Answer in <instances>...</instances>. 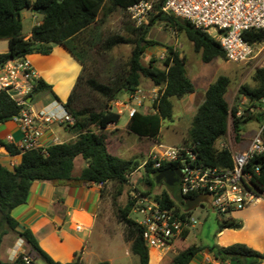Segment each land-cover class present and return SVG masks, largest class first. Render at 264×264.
<instances>
[{"label": "trees", "instance_id": "trees-1", "mask_svg": "<svg viewBox=\"0 0 264 264\" xmlns=\"http://www.w3.org/2000/svg\"><path fill=\"white\" fill-rule=\"evenodd\" d=\"M143 0H0V40H7L9 50L0 54V67L11 60L40 54L50 55L56 45L64 46L86 68L81 52L97 50L111 52L119 45H131V56L125 68L109 84L101 83L94 77H86L83 73L65 103L75 122L68 128L76 138L63 144L51 145L45 150L37 149L21 155V162L13 170L0 162V246L3 239L14 235L24 242L26 255L35 256L46 264H83L79 253L68 263L54 260L39 244L30 229L19 230V222L12 216L17 207L25 204L33 183L49 182L58 187H79L82 185H101L104 197L108 183L116 185V196L113 205L116 209L118 223L124 228V240L130 244V252L139 257L140 264H149V249L143 240L142 228L134 222L130 215L133 210L131 200L124 207L117 202L125 187L130 184L131 175L141 167L145 168L147 177L144 183L148 188L147 195L168 207L180 209L183 201H178L172 188L160 194H152L164 177L178 169V162H164L160 168H153L154 162L147 161L144 165L137 159L125 160L112 153L110 135L107 128L118 124L121 115L111 109L92 111L78 104L80 90L88 89L91 93L107 101H116L122 95H132L142 84L143 79L150 80L154 86L161 87L158 100L153 104V112L137 113L130 119L128 130L141 137L157 139L164 122L174 120L175 100L194 94L196 87L187 71L185 56L175 48H166L163 67L157 65L158 60L152 58L148 66L142 60L149 47L156 43L148 39L152 27L158 23L165 24L175 32H185L193 43L196 53L201 55L202 62L211 63L215 59L226 60L224 51L218 40L207 33L196 29L191 23L164 12L167 0H152L149 25L136 28L128 16L129 22L124 23V32L106 35L104 24L116 12L127 14L129 7ZM31 9L42 16L40 24L33 27L31 36L23 34L22 11ZM134 37V38H132ZM251 44L264 40V30L248 31L243 35ZM83 70V72H84ZM252 79L254 86L243 85L239 93L247 100V106L241 111L238 107L231 108L227 99L231 79L220 76L212 83L205 93L203 103L193 117L187 138L183 146L190 147L197 158L209 167L232 168V154L228 149L218 148L217 144L230 131L235 139L242 138L246 124L256 121L264 122V68L257 67ZM43 79L37 82L35 95L51 90ZM21 107L7 94H0V124H5L19 115ZM240 113V115H239ZM231 134V133H230ZM5 147L10 155H20L19 150L0 137V148ZM82 157L86 163L80 176L74 177L75 160ZM253 165H261L259 183L264 190V157L252 160ZM154 177V180L151 179ZM199 195L187 197L197 198ZM219 231L224 229H240L242 223L232 218L218 220ZM189 236L178 244V254L173 264H189L192 259L206 248L190 245L185 242ZM209 251L220 253V260L233 264H264V254L246 244L236 243L224 248L211 246ZM0 264H5L0 261ZM12 264H24L22 254ZM33 264H35L33 262Z\"/></svg>", "mask_w": 264, "mask_h": 264}, {"label": "built area", "instance_id": "built-area-1", "mask_svg": "<svg viewBox=\"0 0 264 264\" xmlns=\"http://www.w3.org/2000/svg\"><path fill=\"white\" fill-rule=\"evenodd\" d=\"M153 6L152 0H143L128 8L127 14L136 28L149 25ZM163 10L218 40L228 62L242 65L256 60L259 67L264 68V40L251 44L243 37L245 32L264 30V0H167ZM165 57L162 54L160 58L164 60ZM40 80L30 56L11 60L0 67V94H7L21 107L19 115L12 119L20 130V140L8 135L4 141L14 145L20 155L31 150H45L41 139L53 125L69 127L75 122L65 103L54 102L39 111L31 108L29 98ZM161 90L153 85L149 95L152 105ZM144 98L146 94L141 87L129 96L126 111L130 119L137 113H144ZM64 142L54 137L51 145ZM3 149L9 154L1 147L0 156ZM225 149L232 154V168L205 166L190 147L160 142L156 143L144 165L148 160L154 162L153 168H160L164 162H178L182 174L181 196L188 199L193 195H208L215 210L231 215L264 200V190L259 183L262 166L252 164L253 159L264 157V122L245 151H235L231 145ZM130 200L134 204L132 213L139 217L133 220L142 228L148 249L172 251L175 243L198 225L194 211H187L185 203L180 209L168 207L147 195V191L140 190H133ZM76 230L81 231L82 227ZM22 256L24 264H33L30 256L25 253Z\"/></svg>", "mask_w": 264, "mask_h": 264}, {"label": "crops", "instance_id": "crops-1", "mask_svg": "<svg viewBox=\"0 0 264 264\" xmlns=\"http://www.w3.org/2000/svg\"><path fill=\"white\" fill-rule=\"evenodd\" d=\"M25 36L29 38L31 34ZM181 56L183 55L181 54ZM30 59L40 78L52 87L51 90L43 91L35 95L33 99L31 98V101H29L31 108L39 111L51 106L54 102L66 103L79 76L83 73L84 67L81 62L69 50L60 45L54 46L53 52L50 55L35 54L31 55ZM197 93L198 89L196 88L194 94L186 97L192 100ZM129 122L130 118L124 128L120 127V122L118 124H111L107 128V132L120 131L123 134V131H127ZM260 128L261 125H259L258 132ZM8 135H12L16 141H19L21 138L18 126L12 121L0 124V137L6 139ZM54 137H59L67 142L75 139L76 135L67 126L53 125L41 139V145L44 148L49 147ZM113 140L120 143V146L127 151L136 150L135 145H130L129 143L122 144L117 138ZM251 141L248 145L242 144L239 151H245ZM137 152L140 151L137 150ZM1 153V164L10 170H13L21 162V155H10L4 149ZM112 153L121 157L117 149L112 150ZM77 159L83 158H76L75 164ZM85 167H87V163L83 159L82 170ZM101 188L102 186L97 184L79 187H58L49 182H35L31 187L27 202L14 209L12 216L19 222V230L30 229L42 249L56 261L62 263L71 262L75 254L79 253V250L83 248V244L88 243L86 246L87 250L84 247L81 256L84 264L85 262H89L92 257L97 258L96 264H137L129 256L124 258L119 256V249H121L120 242L118 243L113 238L109 233V229L110 226H116L118 229H122L123 226L115 224L113 220L109 219V217L113 216V211L101 208L104 198ZM230 216L241 222L242 227L240 229L217 230L215 243L212 245L203 244L202 234L205 227L204 224L200 225L202 227L201 231L198 226L190 231L185 242L190 245L202 246L206 249L198 253L189 264H233L230 261H221L217 251H209L208 248L211 246L224 248L241 243L264 254V200L257 201L243 210L235 211ZM97 224H101L102 226L100 235L98 234L95 240H91L90 237ZM78 226L82 227L81 231L76 230ZM120 239L123 241L122 234L120 235ZM179 242L177 241L173 250L167 253L157 249H149V264H173V259L178 254L176 245ZM123 243L125 242L123 241ZM125 244V250L129 252L130 244ZM22 247L23 250H21ZM25 252L23 240L17 239L12 234L7 235L0 246V258L3 255L8 260L5 264H12L20 254Z\"/></svg>", "mask_w": 264, "mask_h": 264}, {"label": "rangeland", "instance_id": "rangeland-1", "mask_svg": "<svg viewBox=\"0 0 264 264\" xmlns=\"http://www.w3.org/2000/svg\"><path fill=\"white\" fill-rule=\"evenodd\" d=\"M23 22V34L29 35L32 32L34 26L42 20V16L34 10L25 9L21 13ZM129 22L128 14L122 12L114 13L110 18L107 19L103 27V32L108 34L122 33L124 32V23ZM134 38V37H132ZM148 39L152 40L156 44L149 47L146 54L142 60L143 65L148 66L152 58L158 60L157 65L163 67V60L160 58L162 54L166 55V48L171 46L177 51L181 52L187 60V71L190 79L193 81L194 85L198 89V93L195 97L189 99L186 97L183 100H175V118L172 122H164L161 128V133L157 139L141 138L128 131H113L109 133L110 135V148L111 150H118L122 159H137L140 164H143L149 157L152 149L157 142L164 145L180 147L183 146L184 140L187 138L188 129L192 121V117L197 112L199 105L203 102L205 91L208 86L214 83L220 76H228L231 79V85L227 94V99L230 103L231 108L238 107L242 111L247 106V100L242 97L239 93V89L243 85L254 86V81L252 79L253 73L259 65L256 60L248 64L237 65L230 63L224 59H215L209 64L202 62L201 55L196 53L194 50L193 43L189 40L185 32L177 33L169 26L158 23L151 28ZM9 43L7 40H0V53L8 52ZM132 52L131 45H119L111 52H97V50L88 49L81 52L84 56L86 62V68L83 74L86 77H94L101 83L109 84L111 83L117 75L125 68ZM141 88L146 94V98L143 99V112L149 114L153 112V105L150 101L149 95L150 90L153 88V83L148 79H143ZM204 94V95H203ZM119 102V106L116 104ZM130 103L128 95L120 96L116 101H107L98 95L91 93L88 89L84 88L80 90V98L78 104L82 108H86L92 111H101L103 109H111L114 112L122 115V119L119 123L121 128H124L129 121L128 112L126 111V106ZM259 123L252 121L246 124L243 128V141L242 138L235 139L232 132L221 139L218 142L217 147L222 149L226 146L231 145L232 149L239 151L240 146L248 145L250 140L256 135L259 129ZM176 126V127H174ZM121 135H123L121 137ZM117 138L122 144L135 145L136 150L132 149L127 151L120 143L114 141ZM139 150L140 152H137ZM83 159H77L75 164V169L73 171V176L78 177L82 172ZM147 177V173L144 167H141L136 172H134L130 179V184L125 187V191L122 196L118 197L117 202L120 206L124 207L128 204L131 199V192L133 190L148 191L147 186L144 183V179ZM154 180V177L151 176ZM167 189V185L164 181L156 186L152 191V194H160ZM116 185L113 183H108L105 188L102 209L113 211V216L109 217L113 220L115 224H119L116 217V209L113 205V198L116 196ZM194 216L198 220V227L201 231V224H204L203 228V244H213L215 243V235L217 230H219L218 220L227 219L230 215H222L217 210L213 208L210 202L206 201L203 206L198 207L194 210ZM130 218H139L137 214L131 213ZM101 224H97L93 233L91 235V240H95L100 235ZM109 233L113 238L119 243V256L127 257L129 256L134 262L140 264L139 257L133 255L130 251L127 252L126 242L124 240V228L118 229L116 226H110ZM123 236V241L120 239V235ZM208 238V240H206ZM123 244V245H122ZM129 244V243H127ZM88 245V243L83 244V248ZM123 246V247H122ZM178 247V244L176 245ZM79 250V255L82 256L84 249ZM25 249V248H24ZM23 250V247L21 248ZM20 250V251H21ZM87 250V248H86ZM26 254V252H25ZM33 262L36 264H46L41 259H37L35 256H31ZM0 260L7 263V257L1 256ZM37 261V262H36ZM97 258L92 257L89 262L85 264H96ZM84 264V263H83Z\"/></svg>", "mask_w": 264, "mask_h": 264}, {"label": "water", "instance_id": "water-1", "mask_svg": "<svg viewBox=\"0 0 264 264\" xmlns=\"http://www.w3.org/2000/svg\"><path fill=\"white\" fill-rule=\"evenodd\" d=\"M29 101H31V98H29ZM182 178V174L179 169L175 170L174 172L167 174L164 177V182L167 186L173 189L174 194L178 201H183L185 205L187 206V211H194L198 207H202L203 204L208 201L212 205V198L208 195H201L197 198H191V199H184L181 196V187H180V180ZM220 255V253H219Z\"/></svg>", "mask_w": 264, "mask_h": 264}, {"label": "flooded vegetation", "instance_id": "flooded-vegetation-1", "mask_svg": "<svg viewBox=\"0 0 264 264\" xmlns=\"http://www.w3.org/2000/svg\"><path fill=\"white\" fill-rule=\"evenodd\" d=\"M164 181V180H163Z\"/></svg>", "mask_w": 264, "mask_h": 264}]
</instances>
